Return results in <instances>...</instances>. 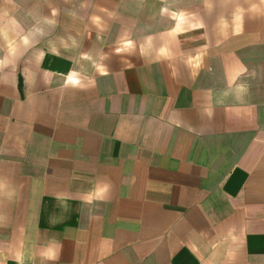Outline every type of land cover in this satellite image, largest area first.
<instances>
[{
  "label": "crops",
  "instance_id": "1",
  "mask_svg": "<svg viewBox=\"0 0 264 264\" xmlns=\"http://www.w3.org/2000/svg\"><path fill=\"white\" fill-rule=\"evenodd\" d=\"M0 264H264V0H0Z\"/></svg>",
  "mask_w": 264,
  "mask_h": 264
}]
</instances>
